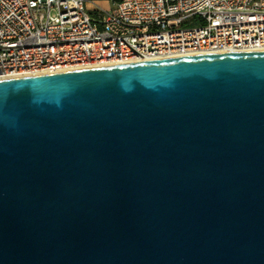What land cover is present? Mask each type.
I'll use <instances>...</instances> for the list:
<instances>
[{
    "label": "water",
    "instance_id": "obj_1",
    "mask_svg": "<svg viewBox=\"0 0 264 264\" xmlns=\"http://www.w3.org/2000/svg\"><path fill=\"white\" fill-rule=\"evenodd\" d=\"M0 264H264V50L0 79Z\"/></svg>",
    "mask_w": 264,
    "mask_h": 264
},
{
    "label": "built area",
    "instance_id": "obj_2",
    "mask_svg": "<svg viewBox=\"0 0 264 264\" xmlns=\"http://www.w3.org/2000/svg\"><path fill=\"white\" fill-rule=\"evenodd\" d=\"M0 0V79L264 50V0ZM200 24L182 27L193 16Z\"/></svg>",
    "mask_w": 264,
    "mask_h": 264
},
{
    "label": "crops",
    "instance_id": "obj_3",
    "mask_svg": "<svg viewBox=\"0 0 264 264\" xmlns=\"http://www.w3.org/2000/svg\"><path fill=\"white\" fill-rule=\"evenodd\" d=\"M115 2V0H86L85 6L90 11H93L97 8L111 10L114 8Z\"/></svg>",
    "mask_w": 264,
    "mask_h": 264
},
{
    "label": "rangeland",
    "instance_id": "obj_4",
    "mask_svg": "<svg viewBox=\"0 0 264 264\" xmlns=\"http://www.w3.org/2000/svg\"><path fill=\"white\" fill-rule=\"evenodd\" d=\"M200 24L199 17L198 16H193L191 20L187 23L182 24V27H192V26H197Z\"/></svg>",
    "mask_w": 264,
    "mask_h": 264
},
{
    "label": "trees",
    "instance_id": "obj_5",
    "mask_svg": "<svg viewBox=\"0 0 264 264\" xmlns=\"http://www.w3.org/2000/svg\"><path fill=\"white\" fill-rule=\"evenodd\" d=\"M115 1H118V0H115Z\"/></svg>",
    "mask_w": 264,
    "mask_h": 264
}]
</instances>
